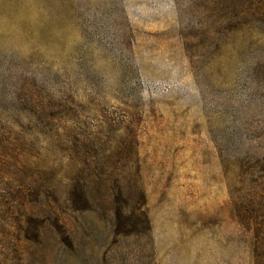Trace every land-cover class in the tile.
Segmentation results:
<instances>
[{
  "label": "rangeland",
  "instance_id": "rangeland-1",
  "mask_svg": "<svg viewBox=\"0 0 264 264\" xmlns=\"http://www.w3.org/2000/svg\"><path fill=\"white\" fill-rule=\"evenodd\" d=\"M234 4L0 0V264H264V25Z\"/></svg>",
  "mask_w": 264,
  "mask_h": 264
},
{
  "label": "trees",
  "instance_id": "trees-1",
  "mask_svg": "<svg viewBox=\"0 0 264 264\" xmlns=\"http://www.w3.org/2000/svg\"><path fill=\"white\" fill-rule=\"evenodd\" d=\"M229 1L235 3L232 8L238 12L236 19L248 16L252 22L259 21L264 25V0H259V2L257 0H247L248 3L245 5L237 4L238 0Z\"/></svg>",
  "mask_w": 264,
  "mask_h": 264
}]
</instances>
